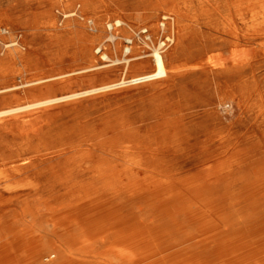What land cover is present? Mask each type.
<instances>
[{"label":"bare ground","instance_id":"1","mask_svg":"<svg viewBox=\"0 0 264 264\" xmlns=\"http://www.w3.org/2000/svg\"><path fill=\"white\" fill-rule=\"evenodd\" d=\"M179 3L156 0L148 6L174 12L166 25L170 44L165 49L161 41L153 44L150 33L147 40L141 39L133 26L115 19L113 28L110 21L105 23L107 33L95 47L98 58L125 67L133 61L134 69L151 65V71L131 77L130 83L166 77L170 69L164 52L171 49L169 55L177 56L185 38L179 30ZM190 4L201 9L203 24L215 33L197 49L196 64L189 70L228 72L264 54V0L184 1ZM125 32L135 35L122 36ZM0 41L5 49L19 44L14 39ZM146 47L152 50L150 60H142ZM67 75L32 74L0 85L1 100L25 93L0 103V128L19 127L18 141L0 153L2 261H7L15 240L34 231L62 243L56 246L48 240L40 262V249L27 251L29 264H264L261 146L237 145L230 129L202 133L193 128L170 136L162 127L137 126L109 134L110 126H83L88 118L79 121V128L52 134L44 118L50 108L125 83L59 96L33 93ZM254 119L264 123V108ZM202 135L216 146L192 152L194 144L204 141ZM34 200L44 209L33 210Z\"/></svg>","mask_w":264,"mask_h":264},{"label":"rangeland","instance_id":"2","mask_svg":"<svg viewBox=\"0 0 264 264\" xmlns=\"http://www.w3.org/2000/svg\"><path fill=\"white\" fill-rule=\"evenodd\" d=\"M154 1L0 0V38L5 42L12 39L19 42L18 47L5 49L0 41V85L18 82L20 77L32 74L54 77L69 74L33 91L44 96H59L125 82L50 108L44 118L52 134L79 128V121L88 118L91 122L83 126L96 130L110 126L109 134L112 130L137 126L143 130L149 126L162 127V130L168 129L170 136L185 134L193 128L201 129L202 133L230 129L237 145L253 144L264 149V123L254 119L256 111L264 108V54L257 53L249 65L228 72L209 74L189 70L196 64L197 49L215 33L211 26L203 24L202 11L197 5L185 6V0H180L183 18L179 30L185 38L177 56L169 55L171 49L164 52L170 69L166 77L130 83L131 77L151 71V65L134 69L133 61L125 67L124 64L107 65L98 58L95 47L107 33V21L123 19L133 26L135 33L147 27L155 46L161 37L169 35V30L166 26L161 28L159 21L167 16L168 23L174 12L170 7L149 9ZM140 13L143 16L136 18ZM135 33L125 32L122 36ZM105 46L109 53L110 46ZM136 49L137 53L141 52ZM145 51L147 56L142 60H150L151 48L146 47ZM92 65H96V69L74 73ZM23 96L25 93L18 92L13 97L0 99V103ZM93 117L97 119L91 120ZM18 130L17 125L0 128V153L18 141ZM205 138L202 135L201 139ZM207 141L194 144L192 152H199L196 148L203 149L207 145L208 149L216 146ZM30 206L33 210L44 209L36 200L30 202ZM66 237L70 240L69 234ZM48 240L56 246L62 243L50 234L25 233L24 238L10 245L7 261L0 259V264H29L26 252L39 249L40 262L46 254ZM3 252L0 248V255Z\"/></svg>","mask_w":264,"mask_h":264},{"label":"built area","instance_id":"3","mask_svg":"<svg viewBox=\"0 0 264 264\" xmlns=\"http://www.w3.org/2000/svg\"><path fill=\"white\" fill-rule=\"evenodd\" d=\"M167 20H168V17L166 16H162L160 21H159V26L161 28L165 27L166 26V23H167ZM115 20H112L109 22V24H111V26H109V28H113L115 27L116 25V21L114 22ZM107 30H108V26H107ZM137 37L141 38V39H144V40H147L148 37H149V32H148V29L146 28H141L137 31ZM169 35H164L163 37H161L160 41H161V49H165L169 44H170V39H169ZM140 83V82H139Z\"/></svg>","mask_w":264,"mask_h":264}]
</instances>
